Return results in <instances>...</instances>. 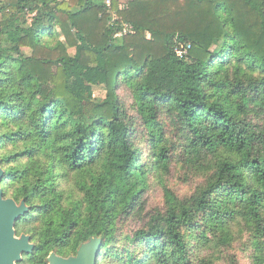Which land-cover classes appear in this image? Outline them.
Returning a JSON list of instances; mask_svg holds the SVG:
<instances>
[{"label": "trees", "instance_id": "16d2710c", "mask_svg": "<svg viewBox=\"0 0 264 264\" xmlns=\"http://www.w3.org/2000/svg\"><path fill=\"white\" fill-rule=\"evenodd\" d=\"M113 9L135 35L114 39L120 22L109 26L104 0H0L1 188L29 209L16 224L36 246L24 263L99 238L97 264H196L211 244L231 245L239 220L263 252L264 0H131L123 12L114 0ZM162 115L210 174L182 200L166 191L163 212L119 234L143 216L149 172L169 173ZM140 126L156 149L147 161ZM72 174L84 198L67 207L62 180Z\"/></svg>", "mask_w": 264, "mask_h": 264}, {"label": "rangeland", "instance_id": "374dc122", "mask_svg": "<svg viewBox=\"0 0 264 264\" xmlns=\"http://www.w3.org/2000/svg\"><path fill=\"white\" fill-rule=\"evenodd\" d=\"M26 56H31L32 51L24 49ZM74 54V51H71ZM120 97L126 102L128 107H132L133 100L126 88H121L118 91ZM106 97V90L104 88L95 89V98L97 100H103ZM131 114L134 115V111L131 109ZM164 119L165 138L168 140V147H170V170L169 173H165L161 168L153 169L149 172L147 178V190L143 193L144 213L143 216H134L128 220L119 224V234L132 235L134 232L142 229L149 222L151 215L157 212H163L166 205V191H170L174 196L182 200L191 196L200 186H202L207 176L210 174L208 160L206 159L201 163H195L192 160V156L185 150V143L181 139V133L177 131L171 121L166 115H162ZM141 126L138 133V144L143 152V159L148 160L156 152L149 137ZM97 171V168L94 169ZM88 176V175H87ZM86 176V177H87ZM84 177V178H86ZM68 182H63V189L66 191L65 206L74 207L81 201H83L84 194L78 187V182L83 178L80 175L72 174L69 177ZM91 176L86 178V181H91ZM11 199V198H8ZM20 236L19 234H17ZM232 243L230 246H217V244H211L210 248L204 249L200 258L196 264H230L231 260H236V264H264V251L258 250L255 245V238L253 233L245 226L242 220L234 223L231 227ZM33 243V242H32ZM35 244V243H33ZM264 245V239H261V246ZM101 251V248H100ZM55 252V251H54ZM56 253V252H55ZM58 255V254H57ZM24 255L22 262L19 264H25ZM60 256V255H58ZM68 257L60 256L63 258ZM48 258V257H47ZM47 258L44 260L47 263ZM100 260V256L98 258Z\"/></svg>", "mask_w": 264, "mask_h": 264}, {"label": "water", "instance_id": "95a60500", "mask_svg": "<svg viewBox=\"0 0 264 264\" xmlns=\"http://www.w3.org/2000/svg\"><path fill=\"white\" fill-rule=\"evenodd\" d=\"M5 176L0 161V264H19L24 255H31L35 251V244L29 235H17L16 224L29 209L25 202L18 204L13 199L5 198L1 183ZM99 238H91L82 244L75 256L63 258L51 252L47 258L48 264H97L100 256Z\"/></svg>", "mask_w": 264, "mask_h": 264}, {"label": "built area", "instance_id": "2783aa9c", "mask_svg": "<svg viewBox=\"0 0 264 264\" xmlns=\"http://www.w3.org/2000/svg\"><path fill=\"white\" fill-rule=\"evenodd\" d=\"M118 1V11L123 12L129 9L131 0H117ZM105 8L107 14H109V26L114 27L119 22L118 30L114 34V39H123L128 36H133L136 34V28L133 24L125 22L122 20L121 16L116 10L113 9L114 0H104ZM191 46L182 45L175 49V53L179 58H185L189 54Z\"/></svg>", "mask_w": 264, "mask_h": 264}]
</instances>
